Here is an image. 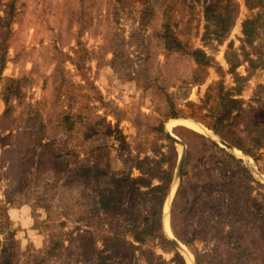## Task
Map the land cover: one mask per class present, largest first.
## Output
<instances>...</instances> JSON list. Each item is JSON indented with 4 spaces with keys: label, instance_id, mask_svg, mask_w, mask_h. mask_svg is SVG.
I'll return each instance as SVG.
<instances>
[{
    "label": "rangeland",
    "instance_id": "rangeland-1",
    "mask_svg": "<svg viewBox=\"0 0 264 264\" xmlns=\"http://www.w3.org/2000/svg\"><path fill=\"white\" fill-rule=\"evenodd\" d=\"M214 1L0 0V264H88L165 187L134 263L264 264V0Z\"/></svg>",
    "mask_w": 264,
    "mask_h": 264
},
{
    "label": "trees",
    "instance_id": "trees-1",
    "mask_svg": "<svg viewBox=\"0 0 264 264\" xmlns=\"http://www.w3.org/2000/svg\"><path fill=\"white\" fill-rule=\"evenodd\" d=\"M228 4H233L234 9L236 10L237 8V3L234 0H226ZM260 1V0H259ZM248 5H249V1ZM215 4L214 0H206V4H205V10H209L212 8V6ZM227 4V5H228ZM236 14L234 13V15H227V20L226 22L231 24L234 21ZM253 22V19L251 18H246L243 21V31L246 35H248L251 32V28H250V24ZM226 26H220L219 30H225ZM219 34V33H218ZM194 59L196 60L197 64L199 66H205V65H209V56L207 55V53L201 49V48H194L191 49L189 51ZM261 108V107H259ZM233 143V142H232ZM235 145H237L236 143H234ZM240 148H242L240 145H238ZM243 149V148H242ZM171 174H168V177L170 178ZM138 181H143L142 178L140 177ZM135 189H137V187H133L131 188V190L134 192ZM153 189H161L159 186H155L153 187ZM151 188V190H153ZM165 190L166 187L164 188V191L161 192V195L159 197H156V195L154 196L155 198H157V209L154 211L155 213L153 214V216L150 219V222L148 223V230L144 229V230H139V231H133L132 232V241H127L124 239V235L125 233H119V232H114L112 235H106L104 240H106V244L104 245L103 249H99L95 246V241L94 237L91 236L90 239H88V246L90 249V254H86V251L84 249L81 250V254L84 257L85 260H89L88 264H136V262L134 263L132 261V259H134V255H135V251L134 249L137 248L136 245H134V241L139 242V246H141L140 244L143 243H147L149 241H151L152 239L158 237L160 240V243L164 246L167 247V244H171V240L169 238H166L163 235L162 232V222H161V217H162V203L164 201V197H165ZM155 191V190H154ZM106 195L104 193H102V191L100 192V197L98 199V203H99V208L100 209H105L108 206V201L106 199ZM79 242H80V246L81 244L84 243V240H82V234H79ZM185 243L188 244L187 239L184 240ZM109 244V245H108ZM129 245V249H127V251L124 249L125 247H123L124 245ZM138 246V247H139ZM82 247V246H81ZM140 253L143 254L146 257V264H149L151 261H153V259H156L158 261L159 264H164L165 262L162 259L161 255H156V253L153 251L152 248L149 249H142L140 250ZM96 260V261H94ZM171 260H175L174 264H185V259L184 257L176 252L175 256L171 259Z\"/></svg>",
    "mask_w": 264,
    "mask_h": 264
},
{
    "label": "water",
    "instance_id": "water-1",
    "mask_svg": "<svg viewBox=\"0 0 264 264\" xmlns=\"http://www.w3.org/2000/svg\"><path fill=\"white\" fill-rule=\"evenodd\" d=\"M167 135L169 137H171L174 141L176 142H179V143H183L177 136L173 135L172 133H170L169 131H167ZM222 143H224L225 145L227 146H231L230 143H228L227 141L225 140H221ZM184 144V143H183ZM183 157H184V152L182 153V156L180 158V161H179V165H178V171H180V168H181V164H182V161H183ZM174 241L177 243L178 241L173 237Z\"/></svg>",
    "mask_w": 264,
    "mask_h": 264
},
{
    "label": "bare ground",
    "instance_id": "bare-ground-1",
    "mask_svg": "<svg viewBox=\"0 0 264 264\" xmlns=\"http://www.w3.org/2000/svg\"><path fill=\"white\" fill-rule=\"evenodd\" d=\"M186 123L190 126V127H198L199 125L197 124V123H195V122H193V121H190V120H186ZM200 127V126H199ZM195 129V128H194ZM197 129H199V128H197ZM201 129V128H200ZM167 130L169 131V126L167 127ZM202 130V129H201ZM167 210H168V208H167ZM166 212V215H165V222H166V225H167V223H168V211H165ZM165 225V226H166ZM189 257V256H188ZM190 259V258H189Z\"/></svg>",
    "mask_w": 264,
    "mask_h": 264
}]
</instances>
